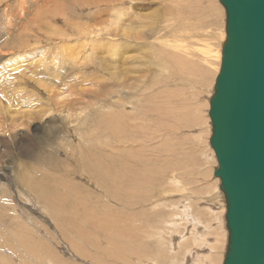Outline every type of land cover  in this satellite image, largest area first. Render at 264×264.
<instances>
[{"label": "rangeland", "instance_id": "rangeland-1", "mask_svg": "<svg viewBox=\"0 0 264 264\" xmlns=\"http://www.w3.org/2000/svg\"><path fill=\"white\" fill-rule=\"evenodd\" d=\"M224 26L218 0H0V264H222L208 101ZM86 28L101 32L85 37ZM151 92L159 117L175 111L172 127L136 102ZM45 107L53 113H37ZM49 152L59 167L43 175L36 162Z\"/></svg>", "mask_w": 264, "mask_h": 264}, {"label": "water", "instance_id": "water-1", "mask_svg": "<svg viewBox=\"0 0 264 264\" xmlns=\"http://www.w3.org/2000/svg\"><path fill=\"white\" fill-rule=\"evenodd\" d=\"M218 2L225 39L208 118L226 209L222 264H264V0Z\"/></svg>", "mask_w": 264, "mask_h": 264}, {"label": "bare ground", "instance_id": "bare-ground-1", "mask_svg": "<svg viewBox=\"0 0 264 264\" xmlns=\"http://www.w3.org/2000/svg\"><path fill=\"white\" fill-rule=\"evenodd\" d=\"M48 1V0H47ZM131 0H125V2H130ZM162 4V3H161ZM117 5V4H116ZM108 7V6H107ZM110 7V6H109ZM113 7V6H112ZM99 8H100V6H99ZM105 10V9H104ZM109 13H111V11L109 12ZM76 14V13H75ZM104 15H106V14H104ZM101 16H103V15H101ZM54 17V16H53ZM96 17V16H95ZM104 17H106V16H104ZM155 20V19H154ZM147 21V20H146ZM105 24V23H104ZM92 25V24H91ZM87 26V25H86ZM88 27V26H87ZM82 28H84V27H82ZM80 30V29H79ZM101 32V30L99 29V28H93V29H89V28H86V30L83 32L84 34H85V37H87V36H97V34L98 33H100ZM138 32V31H137ZM79 40V39H78ZM88 39L86 38V41H87ZM91 40H93V39H91ZM8 41V40H7ZM89 42V41H88ZM94 43V42H93ZM89 45V44H88ZM92 46V45H91ZM98 46V45H97ZM73 47V46H72ZM96 47V46H95ZM178 47V46H177ZM177 47H174L175 48V51L177 50ZM47 48V47H46ZM74 48V47H73ZM85 48H87V46L85 47ZM51 49V48H50ZM89 49H91V48H89ZM76 50V49H75ZM85 50V49H84ZM92 51H96V52H99L100 53V51L97 49V48H93V46H92V49H91ZM13 52H15V51H13ZM35 52V51H34ZM110 52V51H109ZM86 53V52H85ZM22 54V53H21ZM20 54V55H21ZM25 54H27L26 52H25ZM33 54V53H32ZM68 54V53H67ZM173 54V57L174 58H176V60H177V58H182V56L181 55H178L176 52H173L172 53ZM35 55V54H34ZM73 55V54H72ZM181 56V57H180ZM23 57V56H22ZM69 59V58H68ZM183 59H184V61L185 60H187L186 58H184L183 57ZM182 59V60H183ZM84 60V59H83ZM181 60V61H182ZM56 61H57V59H56ZM64 60H62V62H63ZM84 62H85V60H84ZM179 62V61H178ZM64 63H66V61L64 62ZM83 63V62H82ZM181 64V63H180ZM183 64V63H182ZM181 64V65H182ZM197 64V63H196ZM55 65H56V63H55ZM194 66V65H193ZM197 66H199V65H197ZM201 66V65H200ZM52 66H49L47 63H45V64H43L42 66H40V67H36V70H34V73L37 71V70H40V68H43L44 70L45 69H49V68H51ZM20 68V67H19ZM190 68H192V67H190ZM2 69L3 68H0V75L2 74L3 75V73L4 72H2ZM18 69V68H17ZM198 69V68H197ZM192 70H193V68H192ZM191 70V71H192ZM201 70H203V69H201ZM206 70V69H205ZM189 71V70H188ZM199 71V70H198ZM53 72H57L56 71V69H54V71ZM206 72V71H205ZM16 73V72H15ZM32 73V72H31ZM194 73V72H193ZM198 73V72H197ZM212 73V72H211ZM44 74V73H43ZM55 74V73H54ZM203 74V73H202ZM206 75V74H205ZM11 76V75H10ZM51 76H53V77H55L56 79L58 78V76L57 75H51ZM6 77V76H5ZM23 76H21V78H22ZM49 77V76H48ZM47 77V78H48ZM189 77V76H188ZM20 78V79H21ZM25 78H27V76L25 77ZM30 78V77H29ZM34 78V77H33ZM191 78V77H190ZM201 78H202V76H201ZM24 79V78H23ZM31 79V78H30ZM29 79V80H30ZM27 80V79H26ZM58 80V79H57ZM204 80V79H203ZM1 81V80H0ZM12 81V80H11ZM32 81V80H31ZM52 81L53 80H49L47 83L45 82V84H44V86H47V88H50L51 90H52V88H53V86H54V84L52 83ZM8 83V82H7ZM12 84H15V83H12ZM26 85L28 84V83H25ZM66 84V83H65ZM28 86V85H27ZM2 87V86H1ZM29 87V86H28ZM30 87H32V86H30ZM52 87V88H51ZM26 88V87H25ZM12 89V88H11ZM29 90H31L32 91V89H30V88H28ZM153 89V87H151V88H148V89H146L145 91H150V90H152ZM1 90V89H0ZM5 90V89H4ZM3 90V91H4ZM16 90V89H15ZM25 90V89H24ZM33 90L35 91V89H34V87H33ZM53 90H55V89H53ZM133 90V89H132ZM7 91H8V88H7ZM21 91H23V90H21ZM128 91V90H127ZM6 92V91H5ZM13 92V91H12ZM18 92V91H17ZM27 92V91H26ZM25 92V94L27 95L28 93H26ZM37 92H40L39 90H37V91H35V93L37 94ZM54 92V91H53ZM52 92V94H54ZM4 93V92H3ZM19 93H20V95H21V93H24V92H18V93H16V94H18L17 96H19L20 97V95H19ZM128 93V92H127ZM129 93H131V92H129ZM153 92H151V94H148V95H138L137 96V99L138 98H140L139 100H136V102L138 103V104H140V103H143L144 104V107L148 110V117H149V119L152 121V123H155V124H157L158 125V123H159V120L161 119H164V122L165 121H170V123H171V125H169L170 127H172V124L177 120V115L175 114V111H172V112H170V111H168V113L167 114H165L163 117H159L163 112H159V111H157V110H155V109H153L151 106H150V104L155 100V99H157L153 94H152ZM24 94V95H25ZM51 94V95H52ZM100 94V93H99ZM1 95V94H0ZM5 95L6 94H4V97H5ZM29 95V94H28ZM38 96V95H37ZM55 97H56V93H55V95H54ZM140 96H142V99H141V97ZM1 97V96H0ZM3 97V96H2ZM27 97H30V96H27ZM26 96H25V98H27ZM33 97V96H32ZM44 97V96H43ZM96 97V96H95ZM99 97H101L100 95H99ZM158 97H159V99L160 100H165V97L164 96H162V94H159L158 95ZM16 98V97H15ZM18 98V97H17ZM96 98H98V97H96ZM102 98V97H101ZM23 99V98H22ZM54 99V98H53ZM102 99H104V98H102ZM108 99V98H107ZM105 100V99H104ZM49 101V100H48ZM52 101V100H51ZM51 101H50V103H51ZM55 101V100H54ZM100 102V101H99ZM104 102H106V101H104ZM165 102V101H164ZM102 103H103V101H102ZM100 104H101V102H100ZM106 104V103H105ZM46 105H47V102H46ZM107 105V104H106ZM34 106H36V105H34ZM57 106H59V105H57ZM132 106V105H131ZM133 107V106H132ZM162 108V107H161ZM49 109V108H48ZM45 110H46V107H45ZM43 110V111H40V112H37V113H39V114H41L42 116H44V115H51L52 113H53V109H49V110ZM159 110V109H158ZM209 110V109H208ZM156 113L157 114V116L159 117V120H152L153 119V113ZM30 114H33L32 112H29L28 113V115H30ZM155 114V115H156ZM182 114V113H181ZM138 116V115H137ZM33 117V116H32ZM101 118H102V120H105L104 119V117L103 116H101ZM155 118V117H154ZM186 118V117H185ZM14 121V120H13ZM139 121H141V119H138V120H136L135 122H139ZM15 122H16V119H15ZM113 123V121H110V122H108V124H107V126L105 127V129L109 126V125H111ZM163 122H161V124H162ZM116 124L117 123H115V124H112V126L113 127H116ZM55 125H56V122H55V120L54 119H49V122H48V132H50L51 131V129H53V128H55ZM174 125H176V124H174ZM131 126V125H130ZM161 127H163V125H161ZM175 127V126H174ZM131 128H133V129H136V126H132ZM162 130V129H161ZM160 130V131H161ZM134 132H136V130H134ZM45 133H43V137L45 136L44 135ZM53 133H46V135H47V137H50L51 135H52ZM35 137H37V138H39V136H35ZM29 141V140H28ZM28 141H26V142H28ZM43 143H44V138L42 139V141H40V140H37V139H34L30 144H29V147H28V149H30V148H38L39 146L41 147L42 145H43ZM26 145H27V143H26ZM45 145V144H44ZM28 146V145H27ZM45 147L46 148H48V150H49V148H51V150H54V151H56V157L60 154L59 153V151H58V149H52V144L51 143H47L46 145H45ZM44 147V148H45ZM27 148V147H26ZM104 148V147H103ZM40 149V148H39ZM65 150L66 151H68L69 150V152L73 155V156H75L76 158L78 157V153L76 152V146L74 147V145L71 143V144H69L68 146H65ZM102 150V149H101ZM107 150V149H106ZM40 151V150H39ZM103 151V150H102ZM169 151V150H168ZM166 152V151H165ZM83 153V152H82ZM84 154V153H83ZM48 155H49V158L48 159H44L43 161H38V162H36V165L37 166H39L41 163H42V167H43V170H42V173H43V175H45V173H46V170H48L47 169V167L48 168H52V169H57L59 166H57L58 165V162L56 161H54V163L55 164H53L52 163V161L54 160V156L51 154V152H49L48 153ZM165 155V154H164ZM84 156V155H83ZM75 158V159H76ZM50 160V161H49ZM47 161H49V162H47ZM82 161H83V159H81V160H79L78 161V164H81L82 163ZM94 161V160H93ZM77 162V161H76ZM98 166H100L102 169H103V166H102V164L100 163V159H98V160H96V162H95ZM105 167V166H104ZM79 169V168H78ZM96 171V170H95ZM122 171V170H121ZM127 171L128 170H126L125 169V172L124 171H122V172H124L125 174L127 173ZM59 173V172H58ZM50 174H53L52 172H50ZM81 174V173H80ZM113 174H115V177H110V176H108L107 178L108 179H113V180H116L117 178H119L121 175V173H120V170L119 171H113ZM89 175L92 177L93 175H92V172H90L89 173ZM49 176V175H48ZM47 176V177H48ZM140 176L141 175H138L136 172H135V174L134 173H132L131 174V178L129 179L130 180V182H132V184H135V182H137V180L140 178ZM167 176V175H166ZM51 177V176H50ZM57 176H55L54 174H53V178L55 179ZM148 180H152V179H148ZM124 181L125 180H123L122 181V183H124ZM121 182V181H120ZM116 183V182H115ZM128 184V183H127ZM60 185H67V184H60ZM4 188V187H3ZM131 188H133L134 189V187H131ZM91 189V188H90ZM64 190V189H63ZM109 190H111L110 188H109ZM66 191V195H74L73 194V189H71V190H69V191H67V190H65ZM71 193V194H70ZM2 202H4V200H2ZM81 204V203H80ZM3 205V204H2ZM82 205V204H81ZM84 206H85V204H84ZM215 206V205H214ZM222 224V223H221ZM104 229H106V233H107V235L109 236L108 238H112V236L111 235H113V234H109L108 233V228L107 227H105ZM195 229V228H194ZM219 233V232H218ZM221 234V233H220ZM221 235H223V234H221ZM107 237V236H106ZM115 237V236H114ZM197 237V236H196ZM220 238V237H219ZM181 239V238H180ZM120 240V239H119ZM195 241H200L198 238H195ZM185 242V241H184ZM220 242H221V240H220ZM101 243V242H100ZM217 243V242H216ZM207 245V244H206ZM114 246H116V243L114 244ZM198 246V245H197ZM213 246V245H212ZM120 247V246H119ZM206 247V246H205ZM214 247V246H213ZM129 248V247H128ZM136 248V247H135ZM196 248V247H195ZM127 249V248H126ZM216 249V246H215V248H213V250H215ZM143 251H141V250H139L138 248H136L135 250H134V252H129V254H133V255H135V257H137V255L140 257V254L142 253ZM194 252L196 253V251L194 250ZM144 254V253H143ZM190 255H191V253H190ZM132 256V255H131ZM200 258H202L201 256H200ZM133 261V260H132ZM151 262V261H150ZM215 263V262H214Z\"/></svg>", "mask_w": 264, "mask_h": 264}]
</instances>
